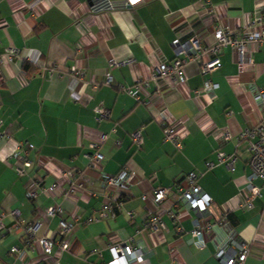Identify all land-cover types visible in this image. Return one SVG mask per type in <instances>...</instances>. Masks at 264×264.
<instances>
[{
	"label": "crops",
	"instance_id": "1",
	"mask_svg": "<svg viewBox=\"0 0 264 264\" xmlns=\"http://www.w3.org/2000/svg\"><path fill=\"white\" fill-rule=\"evenodd\" d=\"M257 13L264 15V0H0V123L11 134L0 142V212L17 209L28 222L41 219L38 234L49 232L58 239L60 216L48 217L44 211L61 205L62 217L75 225L66 236L68 249H54L60 264H106L112 258L110 247L130 240L141 259L129 264H218L215 253L226 241V229L215 227L205 244L197 245L191 232L194 211L185 214L186 232L180 239L167 215V228L143 227L154 203L141 196L157 186H171L176 193L182 178L196 171L215 202L214 212L229 210V225L241 240L252 243L244 264H264V188L251 208L240 206L244 176L250 171L248 140L241 134L262 116L253 94L254 85L264 89V43L254 47L252 60L243 66L236 52L225 48L220 65L210 72L188 61L182 85L172 76L152 79L154 68L173 58L175 39L195 34L213 43L216 18L236 29ZM9 48L19 54L10 56ZM25 60L37 65L38 72L26 74ZM108 71L111 85L104 83ZM208 78L219 83L215 93L197 94ZM139 80L148 84L136 90ZM146 101L153 106L148 108ZM100 106L110 111L102 120ZM164 109L182 136L181 149L164 140L155 117ZM141 128L144 142L138 148L133 133ZM221 129L232 135L225 143L217 138ZM103 132L109 134L99 147L103 159L99 168H90L85 153ZM20 140L34 144L29 152L34 166L25 175L13 167L15 158L12 165L6 160ZM219 150L237 155L233 170L218 161ZM208 160L215 165L208 167ZM124 167L135 172L131 183L106 189L101 174L116 175ZM67 170H74L83 186L65 195ZM37 172L45 175L46 186L59 183L55 194L28 198L29 176ZM175 199L172 194L164 206ZM116 203L121 210L115 216L101 217ZM4 222L15 225L10 214ZM0 234V264H32L40 258L39 246L22 242L21 229ZM170 244L177 246L176 258ZM13 246L24 248V255L12 254Z\"/></svg>",
	"mask_w": 264,
	"mask_h": 264
},
{
	"label": "built area",
	"instance_id": "2",
	"mask_svg": "<svg viewBox=\"0 0 264 264\" xmlns=\"http://www.w3.org/2000/svg\"><path fill=\"white\" fill-rule=\"evenodd\" d=\"M140 0H126V3H137ZM213 43L204 42L199 36L190 35L188 37L177 38L173 42L174 56L169 61L160 62L152 72V79L157 80L163 77H175L177 84L182 85L187 80L186 64L188 61L199 62L201 72L207 73L216 69L221 63V52L225 48H230L236 52L237 60L240 65H245L250 62L251 51L254 47L264 43V15L257 13L253 20L248 25L236 29L230 28L220 19L216 18L213 24ZM8 54L10 56L18 55L15 48H9ZM117 62H113L115 65ZM76 73H79L75 71ZM82 74V72L80 73ZM104 83L107 85L113 84V76L110 71L106 72ZM143 84H148L145 81L139 80L134 88L138 90ZM219 87L218 82L212 81L210 78L204 81L203 86L196 90V93L202 91L215 93ZM120 88L128 93H133L131 86L120 85ZM255 91L253 99L262 107V116L257 126L245 129L241 136L248 140L249 159L248 164L250 171L244 176L243 190L245 195L242 197L240 206L243 208H251L256 197L261 195L264 188V89L254 85ZM148 108L153 106L151 101H146ZM98 119L102 120L110 115L109 109L100 106L97 108ZM157 120L163 129L164 140L171 141L178 149L183 147L181 134L174 129V118L170 113L164 109L155 114ZM108 133H100L98 139L89 143V150L85 153L88 159V167L99 168L100 162L103 159V154L99 147L102 142L108 139ZM11 138V134L6 130L1 129L0 123V142ZM217 138L223 143L229 141L232 135L228 129H221L218 132ZM133 141L141 148L144 137L142 128L133 133ZM34 144L20 140L17 143L15 151L10 154L6 160L11 164L10 159L15 158L16 162L13 164L16 172L19 175L29 173L33 168V160L29 156ZM218 161H226L230 169L235 168L237 155H227L224 151L219 150L217 153ZM208 167H213L215 162L208 160L206 162ZM135 174L129 167L124 169L116 175L107 173L101 174L102 182L106 189L120 185H129L132 176ZM67 181L70 182L68 190H63L66 195L68 191H74L79 186H83L78 182L77 173L74 170H67L64 173ZM257 180L261 184H257ZM59 183H54L49 186L45 185V175L34 173L29 176V184L27 186V196L30 199H35L41 192L48 194H55ZM172 194L176 196L175 201L168 206H164V201ZM143 200L151 198L154 203V208H148L147 217L144 220L143 227L150 231H160L167 228L166 221L163 216L167 215L173 222L175 230L179 239L186 232L182 224L183 218L188 211H194L195 216L191 219V232L195 236V243L203 246L206 242V236L213 232L215 227L220 226L226 229V241L217 245L216 259L218 264H244L248 254L251 252L252 243L241 240L234 227L229 225L227 220L229 210H221L219 213L214 212L215 202L213 198L203 190L199 184V174L196 171L187 173L177 186V192L174 193L171 186H157L152 188L149 192L141 196ZM121 210L120 203L109 205L101 212V217L115 216ZM64 209L59 204L50 205L44 211V215L48 217L60 216L59 220V238L49 232L45 234H38V230L42 225V220L38 219L33 222H28L21 218L17 209L9 212H0V230H22V242L31 248L39 246L41 250L40 258L33 261L32 264H60L57 255L54 254L55 247L61 250L68 249V242L66 240L67 234L74 228L73 220L62 217ZM10 214L14 220L13 227L6 226L4 217ZM133 217L131 212L128 213ZM0 240L2 236L0 234ZM172 256H175L177 246L175 244L169 245ZM112 258L106 264H129V261L134 259H141V253L132 245V241L118 243L110 247ZM11 253L22 257L24 255V248L13 246ZM142 261V260H141ZM146 261H142V264Z\"/></svg>",
	"mask_w": 264,
	"mask_h": 264
},
{
	"label": "trees",
	"instance_id": "3",
	"mask_svg": "<svg viewBox=\"0 0 264 264\" xmlns=\"http://www.w3.org/2000/svg\"><path fill=\"white\" fill-rule=\"evenodd\" d=\"M22 69L28 75H33L34 73L38 72L39 68L33 62L25 60L22 63Z\"/></svg>",
	"mask_w": 264,
	"mask_h": 264
}]
</instances>
